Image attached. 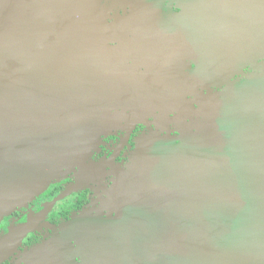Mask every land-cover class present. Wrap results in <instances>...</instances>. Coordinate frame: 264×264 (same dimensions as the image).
<instances>
[{"label":"water","instance_id":"water-1","mask_svg":"<svg viewBox=\"0 0 264 264\" xmlns=\"http://www.w3.org/2000/svg\"><path fill=\"white\" fill-rule=\"evenodd\" d=\"M102 7L0 0V221L70 173L76 186L96 179L101 137L150 120L115 176L124 240L103 232L99 249L85 235L87 264H264V0L184 6L211 21L207 34L227 52L219 63L251 70L206 94L116 75ZM30 230L0 240V262Z\"/></svg>","mask_w":264,"mask_h":264},{"label":"flooded vegetation","instance_id":"flooded-vegetation-1","mask_svg":"<svg viewBox=\"0 0 264 264\" xmlns=\"http://www.w3.org/2000/svg\"><path fill=\"white\" fill-rule=\"evenodd\" d=\"M194 1L102 0V6L110 7L109 16L112 15L104 21L109 34L103 40L118 60L115 74L131 80L145 78V83L160 88L158 80L164 90L198 89L206 94L225 90L237 83L241 74L250 72L248 67L236 68L216 60L227 52L221 51L218 38L207 34L206 22L199 21L200 7H184ZM204 59L211 61V67H203ZM228 72L233 75L229 74L227 79L212 76ZM130 88L137 86L129 85ZM147 130L136 125L131 130L117 129L101 137L91 160L107 164L100 174H104L103 179L98 176L76 186L74 179L68 177L50 185L26 207L17 208L3 218L0 240L11 230L19 231L29 224L31 230L0 264H87L90 255L80 242L85 235H96L97 247L105 246L97 236L103 230L113 229L108 226L119 220L121 214L120 207L111 203L116 173L129 162L137 139Z\"/></svg>","mask_w":264,"mask_h":264},{"label":"rangeland","instance_id":"rangeland-1","mask_svg":"<svg viewBox=\"0 0 264 264\" xmlns=\"http://www.w3.org/2000/svg\"><path fill=\"white\" fill-rule=\"evenodd\" d=\"M135 7H139V6H135ZM102 17L103 18H105V19H109L111 16H109V13H110V7H102ZM136 14L137 12H133L132 14ZM131 14V15H132ZM144 14H145V12H144ZM129 15V14H128ZM129 19H131V17H130V15H129V17H128ZM104 20V19H103ZM212 22H213V20H212ZM210 24H211V21L208 23V22H206V24H205V29H210ZM106 31H108V30H105V34L107 35V34H109V33H107ZM130 32H132V30L130 31ZM209 32H210V30H209ZM98 33L97 32H95V35H97ZM104 34V35H105ZM98 56V59H99V57H100V54H97ZM208 55L209 54H206V57H208ZM211 59V58H210ZM203 67H211V65H212V63H211V61L210 60H208V59H204L203 60ZM99 63V65L102 67L101 69H100V71L102 72V73H104V71H105V68H104V62L100 59V61L98 62ZM248 73H251V70H250V72H248ZM248 73H246V74H248ZM225 79H227V77H225ZM227 83H228V81H227ZM219 84V83H218ZM99 89H104V86L103 85H99V87H98ZM101 103V102H100ZM151 123H152V121H149V122H147L145 125L144 124H141V123H138V124H136V125H143V126H145L148 130L147 131H149V130H153L154 129V127L151 125ZM135 125V126H136ZM134 126V127H135ZM172 129H174V127L172 126V128L170 129V130H172ZM176 133V132H175ZM179 136V134H176V136L175 137H178ZM96 150V149H95ZM94 150V151H95ZM93 151V152H94ZM93 152H92V154H93ZM92 154H91V156H92ZM91 156H90V164H98V163H95V162H93L92 160H91ZM68 177H70V178H73L74 179V181L76 182L77 181V179H78V177L77 176H74L73 175V173H70V174H68L66 177H64V178H62V179H60V180H58V181H55V182H53L52 184H55L56 182H59V181H61V180H63V179H66V178H68ZM104 178V174H102L101 176H100V180L101 179H103ZM52 184H50V185H52ZM49 185V186H50ZM48 186V187H49ZM34 200V199H33ZM31 202V201H30ZM29 203V202H28ZM27 203V204H28ZM27 204L25 205V206H23V207H26L27 206ZM20 208V207H19ZM7 217V216H6ZM5 218V217H4ZM2 220H3V218H2ZM1 220V221H2ZM0 221V222H1ZM127 221L128 220H126L124 217H122V216H120L119 217V220H113L112 221V225H109L108 227H110V226H112L113 227V229L111 230V229H109L110 231H107V230H103V232H104V234H109V233H112V232H114V229L116 230V228H117V235H118V244H120L123 240H124V235H125V233H124V229H125V227H126V225H127ZM115 222H118L117 224H114ZM14 231H16L17 232V230H11L10 231V233L7 235V236H9V235H11L12 234V232H14ZM116 235V236H117Z\"/></svg>","mask_w":264,"mask_h":264}]
</instances>
